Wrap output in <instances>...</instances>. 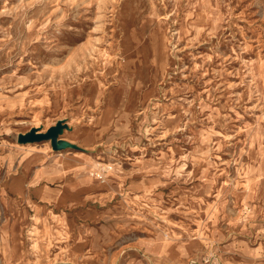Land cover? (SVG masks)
Listing matches in <instances>:
<instances>
[{
  "label": "rangeland",
  "instance_id": "rangeland-1",
  "mask_svg": "<svg viewBox=\"0 0 264 264\" xmlns=\"http://www.w3.org/2000/svg\"><path fill=\"white\" fill-rule=\"evenodd\" d=\"M0 264H264V0H0Z\"/></svg>",
  "mask_w": 264,
  "mask_h": 264
},
{
  "label": "water",
  "instance_id": "water-1",
  "mask_svg": "<svg viewBox=\"0 0 264 264\" xmlns=\"http://www.w3.org/2000/svg\"><path fill=\"white\" fill-rule=\"evenodd\" d=\"M64 126L65 125L62 122H58L55 126L49 128L45 133H38V129L33 128L28 133L19 135L18 142L26 144L42 140H50L52 149L55 151L69 148L72 145L59 138L60 134L64 131Z\"/></svg>",
  "mask_w": 264,
  "mask_h": 264
}]
</instances>
